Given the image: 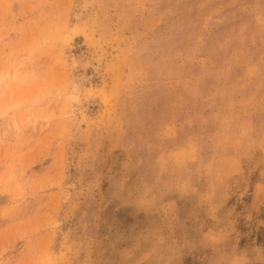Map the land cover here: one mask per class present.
I'll list each match as a JSON object with an SVG mask.
<instances>
[{
	"label": "rangeland",
	"instance_id": "374dc122",
	"mask_svg": "<svg viewBox=\"0 0 264 264\" xmlns=\"http://www.w3.org/2000/svg\"><path fill=\"white\" fill-rule=\"evenodd\" d=\"M0 264H264V0H0Z\"/></svg>",
	"mask_w": 264,
	"mask_h": 264
}]
</instances>
